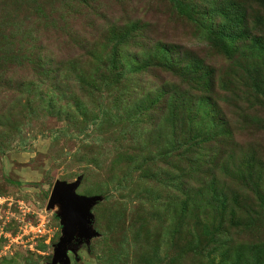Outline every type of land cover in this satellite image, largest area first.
<instances>
[{"label": "rangeland", "instance_id": "rangeland-1", "mask_svg": "<svg viewBox=\"0 0 264 264\" xmlns=\"http://www.w3.org/2000/svg\"><path fill=\"white\" fill-rule=\"evenodd\" d=\"M80 177L71 264H264V0H0V264Z\"/></svg>", "mask_w": 264, "mask_h": 264}, {"label": "water", "instance_id": "water-1", "mask_svg": "<svg viewBox=\"0 0 264 264\" xmlns=\"http://www.w3.org/2000/svg\"><path fill=\"white\" fill-rule=\"evenodd\" d=\"M82 181V177L74 183L59 181L54 187L50 208L60 209L62 237L55 246L52 264H71L69 252H76L83 243L90 244L91 240L98 236L93 229L92 209L102 198L80 195L78 189Z\"/></svg>", "mask_w": 264, "mask_h": 264}, {"label": "built area", "instance_id": "built-area-1", "mask_svg": "<svg viewBox=\"0 0 264 264\" xmlns=\"http://www.w3.org/2000/svg\"><path fill=\"white\" fill-rule=\"evenodd\" d=\"M41 232V231H40Z\"/></svg>", "mask_w": 264, "mask_h": 264}]
</instances>
